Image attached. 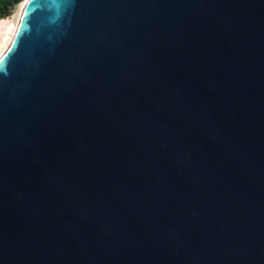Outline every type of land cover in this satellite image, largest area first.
Wrapping results in <instances>:
<instances>
[{
  "label": "water",
  "instance_id": "obj_1",
  "mask_svg": "<svg viewBox=\"0 0 264 264\" xmlns=\"http://www.w3.org/2000/svg\"><path fill=\"white\" fill-rule=\"evenodd\" d=\"M21 4L0 264H264V0Z\"/></svg>",
  "mask_w": 264,
  "mask_h": 264
},
{
  "label": "bare ground",
  "instance_id": "obj_2",
  "mask_svg": "<svg viewBox=\"0 0 264 264\" xmlns=\"http://www.w3.org/2000/svg\"><path fill=\"white\" fill-rule=\"evenodd\" d=\"M24 4L20 5V8L15 12L13 17L0 19V51L9 41L15 26L17 24L20 13L23 9Z\"/></svg>",
  "mask_w": 264,
  "mask_h": 264
},
{
  "label": "trees",
  "instance_id": "obj_3",
  "mask_svg": "<svg viewBox=\"0 0 264 264\" xmlns=\"http://www.w3.org/2000/svg\"><path fill=\"white\" fill-rule=\"evenodd\" d=\"M22 1L24 0H0V19L10 17Z\"/></svg>",
  "mask_w": 264,
  "mask_h": 264
},
{
  "label": "rangeland",
  "instance_id": "obj_4",
  "mask_svg": "<svg viewBox=\"0 0 264 264\" xmlns=\"http://www.w3.org/2000/svg\"><path fill=\"white\" fill-rule=\"evenodd\" d=\"M20 8V4L18 5V7L14 10V12L12 13V15L10 17H13L15 12Z\"/></svg>",
  "mask_w": 264,
  "mask_h": 264
},
{
  "label": "snow or ice",
  "instance_id": "obj_5",
  "mask_svg": "<svg viewBox=\"0 0 264 264\" xmlns=\"http://www.w3.org/2000/svg\"><path fill=\"white\" fill-rule=\"evenodd\" d=\"M31 2V0H29V3ZM22 20L24 19V17L21 18ZM3 60V57H0V61Z\"/></svg>",
  "mask_w": 264,
  "mask_h": 264
}]
</instances>
